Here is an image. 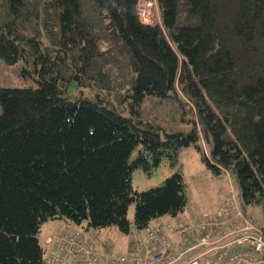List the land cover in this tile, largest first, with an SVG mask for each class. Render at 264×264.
<instances>
[{"label": "trees", "instance_id": "1", "mask_svg": "<svg viewBox=\"0 0 264 264\" xmlns=\"http://www.w3.org/2000/svg\"><path fill=\"white\" fill-rule=\"evenodd\" d=\"M138 2L0 0V59L36 82L0 86V264H44L50 218L127 233L176 215L180 171L144 190L132 172L191 144L264 211V0H155V23ZM150 102L185 126L146 117Z\"/></svg>", "mask_w": 264, "mask_h": 264}, {"label": "rangeland", "instance_id": "2", "mask_svg": "<svg viewBox=\"0 0 264 264\" xmlns=\"http://www.w3.org/2000/svg\"><path fill=\"white\" fill-rule=\"evenodd\" d=\"M147 1H149L150 9L157 8L155 0ZM157 15L158 10L155 14L156 20H158ZM23 67H26L29 71H33L32 67L26 66L21 60L14 64H7L0 59V86H35L34 74H27L26 77L21 75ZM77 88L76 81L71 79L69 81L68 90ZM152 103L153 102H150L146 108L144 104L143 108L146 117L158 118L162 125L165 126V128L167 127V130H176L173 127H178L177 129H179L185 126L180 120L179 111L174 112L173 109L175 108L172 105H168L165 102H162L161 105H157V102H155V104ZM182 129L186 130L184 128ZM204 148V150L208 152L207 146H204ZM176 170L180 171L183 176L187 203L182 211H179L174 216L169 215L172 224L179 221L193 223L196 219L214 215L217 212L218 206L223 201V197L228 193V190L232 189L236 194L239 192L234 174L231 172L227 173L223 170L216 171L207 166L206 163L201 160V154L197 148L192 144L182 147L179 150L177 161L173 166L164 159L149 175L141 168H135L132 172L133 187L137 190H144L160 185L168 175ZM239 205L245 211H250L254 215L256 222L264 228V211L261 206L252 204L247 205L244 202H240ZM134 208L135 204L133 202L128 208V217L130 219L134 216ZM64 224L65 220L63 218H50L45 220L39 230V237L41 238L46 234L59 230L58 228ZM104 230L110 231V233L103 235L102 231ZM143 231L144 229H135L131 226L130 231L127 233H120L117 228L99 229L97 232L104 236L106 242L112 247L107 248L109 253L128 254V252H133L134 250H140L142 252V246L138 245L141 244ZM166 235L172 241H176L179 238L178 235L171 230H167ZM120 237L127 241L125 244H121V246L116 245L120 242ZM142 245H144V242ZM128 246H132L131 251L128 250Z\"/></svg>", "mask_w": 264, "mask_h": 264}, {"label": "built area", "instance_id": "3", "mask_svg": "<svg viewBox=\"0 0 264 264\" xmlns=\"http://www.w3.org/2000/svg\"><path fill=\"white\" fill-rule=\"evenodd\" d=\"M140 18L150 22L149 3H140ZM181 242L172 245L161 234L159 225L147 232L148 257L92 258L89 264H264V258H253L254 251L264 249V234L255 224L252 215L244 213L236 205H223L216 218H206L194 224H180L172 229ZM62 235H55L46 264L63 263V246L80 243L76 234L64 229Z\"/></svg>", "mask_w": 264, "mask_h": 264}, {"label": "crops", "instance_id": "4", "mask_svg": "<svg viewBox=\"0 0 264 264\" xmlns=\"http://www.w3.org/2000/svg\"><path fill=\"white\" fill-rule=\"evenodd\" d=\"M157 219L160 220V221H172V220L170 219L169 215H163V216H160V217L157 218ZM65 223H66V221H65ZM81 225H82V226H85V224H83V223H81ZM62 226H63V225H62ZM60 227H61V226H60ZM111 230H115V229H111ZM97 231H98V230H95V232H96L97 234H99ZM102 232H103V235L110 233V231H106V230H104V231H102ZM99 235H100V234H99ZM100 238H101V240H103V241L106 243V245H107L109 248H112V247L106 242V239H105L104 236L100 235ZM104 242H103V243H104ZM123 243H126V241L123 240V239L120 237V242H119L118 244H116V245L121 246V244H123Z\"/></svg>", "mask_w": 264, "mask_h": 264}, {"label": "bare ground", "instance_id": "5", "mask_svg": "<svg viewBox=\"0 0 264 264\" xmlns=\"http://www.w3.org/2000/svg\"><path fill=\"white\" fill-rule=\"evenodd\" d=\"M143 1H146V2H149V1H147V0H139V2H138V4H140L141 2H143ZM150 6H151V4H150ZM90 230H92V231H94L93 229H91V228H89ZM95 232V231H94ZM64 232L62 231V230H57V231H55V232H53V233H51V234H54V235H62ZM119 254H122V255H128L127 253H119Z\"/></svg>", "mask_w": 264, "mask_h": 264}]
</instances>
